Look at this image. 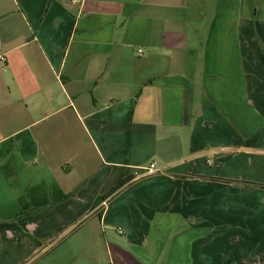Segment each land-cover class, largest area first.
<instances>
[{
    "label": "crops",
    "instance_id": "0c3cea01",
    "mask_svg": "<svg viewBox=\"0 0 264 264\" xmlns=\"http://www.w3.org/2000/svg\"><path fill=\"white\" fill-rule=\"evenodd\" d=\"M0 57V264H264V0H0Z\"/></svg>",
    "mask_w": 264,
    "mask_h": 264
},
{
    "label": "rangeland",
    "instance_id": "374dc122",
    "mask_svg": "<svg viewBox=\"0 0 264 264\" xmlns=\"http://www.w3.org/2000/svg\"><path fill=\"white\" fill-rule=\"evenodd\" d=\"M193 16H198V15H190V19H192ZM208 21H209V14H206V15L199 14V19H197V21L194 20V22L199 24V28L203 29V31H202L203 33L205 31V28L207 26ZM232 185L235 187L248 188L251 190H263V187H261V186L253 185V184H247V183L236 182V183H232Z\"/></svg>",
    "mask_w": 264,
    "mask_h": 264
},
{
    "label": "trees",
    "instance_id": "16d2710c",
    "mask_svg": "<svg viewBox=\"0 0 264 264\" xmlns=\"http://www.w3.org/2000/svg\"><path fill=\"white\" fill-rule=\"evenodd\" d=\"M134 178L133 175H129L127 176V181L132 180ZM111 184H108L106 186V188H104V190L102 191V193L100 194L99 198H98V203L101 201L106 200L113 192H115L119 187H112L109 186ZM21 234L23 238H27L32 242H37V240L35 238H33L32 236L28 235L27 233H25L23 230H21Z\"/></svg>",
    "mask_w": 264,
    "mask_h": 264
},
{
    "label": "built area",
    "instance_id": "2783aa9c",
    "mask_svg": "<svg viewBox=\"0 0 264 264\" xmlns=\"http://www.w3.org/2000/svg\"><path fill=\"white\" fill-rule=\"evenodd\" d=\"M84 2V0H70V3L71 4H80L82 5ZM139 52H142L141 50H139ZM0 61L2 63H5V58L4 57H0ZM155 165H150V167L148 169H146V173H144L142 176H148V175H151V174H154L155 173ZM118 232L119 233H123L122 229H118Z\"/></svg>",
    "mask_w": 264,
    "mask_h": 264
}]
</instances>
